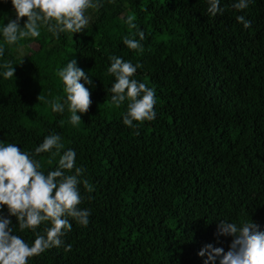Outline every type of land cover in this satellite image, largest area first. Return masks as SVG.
<instances>
[{
  "label": "trees",
  "instance_id": "1",
  "mask_svg": "<svg viewBox=\"0 0 264 264\" xmlns=\"http://www.w3.org/2000/svg\"><path fill=\"white\" fill-rule=\"evenodd\" d=\"M236 2L220 0L224 11L213 17L208 0H93L99 7L85 12L81 32L56 35L41 25L38 37L8 44L3 27L17 14L11 0H0V141L29 153L45 175L72 149L84 169L79 179L93 186L78 185L89 224L67 217L63 245L27 264H205L206 245L230 248L232 237L217 235L220 220L238 227L253 220L264 231V0L243 10ZM125 37L142 50L129 49ZM112 56L141 65L131 79L155 91L154 120L123 123L129 101L111 102ZM72 60L93 81H80L92 103L75 126L58 75ZM5 64L13 77L5 78ZM56 101L63 112L52 110ZM51 134L61 137L60 154L35 155ZM71 174L75 168L65 170ZM0 214L29 246L51 227L21 231L6 206Z\"/></svg>",
  "mask_w": 264,
  "mask_h": 264
},
{
  "label": "clouds",
  "instance_id": "2",
  "mask_svg": "<svg viewBox=\"0 0 264 264\" xmlns=\"http://www.w3.org/2000/svg\"><path fill=\"white\" fill-rule=\"evenodd\" d=\"M7 2V0H5ZM208 13L216 16L223 13L220 0H208ZM250 0H238L233 4L237 10L246 9ZM16 11V19L9 20L3 27V37L8 44H13L26 37H38L41 25L47 26L48 31L58 35L61 32H81L89 23L85 12L89 8H98L93 0H11ZM27 17V22L21 27L20 21ZM237 21L245 28L251 26V21L244 16H237ZM55 21V23H51ZM134 17L128 16L127 24L131 28L137 26L133 23ZM140 39H144L143 31L139 32ZM124 44L132 50H142L139 41L124 38ZM4 53L0 47V56ZM112 61L108 73L114 75L116 82L111 86L113 93L111 102L119 108L128 100V111L123 117V123L135 127L133 121H152L156 118L154 106L156 103L155 91L149 89L131 77L141 65L133 66L119 57H109ZM5 78L15 74V67L4 65ZM62 78L71 112L70 123L77 125L81 116L77 113H87L91 106V93L85 84L92 85L93 81L85 72L77 67V62L72 60L66 67L59 71ZM39 101L44 97L41 94ZM54 112H63L64 106L58 101L52 102ZM63 125V121H61ZM64 148L61 137L51 134L35 148V155L52 152V157L60 154ZM76 153L72 149L64 151L59 159L56 170L45 175L40 169L41 164L34 160L29 153L21 151L15 143L0 141V212L6 206L9 216H15L21 231L25 229L36 230L42 222H50L51 227L46 228V236L37 233L32 246H29L20 236L13 234L12 220L0 214V264H27L28 259L43 253L45 250L63 245L61 239L71 230L72 224L67 217L73 218L79 225L89 224L90 211L80 209L81 195L78 185L83 183L87 192L93 191V186L88 180L81 181L84 169L75 167ZM51 163V159L49 160ZM75 174L65 175V170ZM218 236L232 237L230 248L227 252L222 247L206 245L199 255L207 253L205 264H264V231L253 220L242 221L241 226L227 220H220ZM71 251V245L65 247Z\"/></svg>",
  "mask_w": 264,
  "mask_h": 264
},
{
  "label": "rangeland",
  "instance_id": "3",
  "mask_svg": "<svg viewBox=\"0 0 264 264\" xmlns=\"http://www.w3.org/2000/svg\"><path fill=\"white\" fill-rule=\"evenodd\" d=\"M31 47L32 48H35V44H31ZM29 52L28 51H26L25 49H23V48H21L20 50H19V54L20 55H25V54H28Z\"/></svg>",
  "mask_w": 264,
  "mask_h": 264
}]
</instances>
